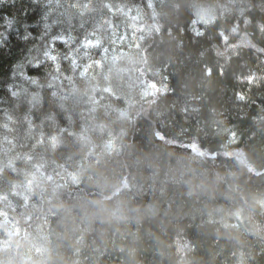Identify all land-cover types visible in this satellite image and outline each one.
Returning <instances> with one entry per match:
<instances>
[{
    "label": "trees",
    "instance_id": "obj_1",
    "mask_svg": "<svg viewBox=\"0 0 264 264\" xmlns=\"http://www.w3.org/2000/svg\"><path fill=\"white\" fill-rule=\"evenodd\" d=\"M0 264H264V0H0Z\"/></svg>",
    "mask_w": 264,
    "mask_h": 264
},
{
    "label": "rangeland",
    "instance_id": "obj_2",
    "mask_svg": "<svg viewBox=\"0 0 264 264\" xmlns=\"http://www.w3.org/2000/svg\"><path fill=\"white\" fill-rule=\"evenodd\" d=\"M194 150H195V151H197V148H196V147H194Z\"/></svg>",
    "mask_w": 264,
    "mask_h": 264
},
{
    "label": "water",
    "instance_id": "obj_3",
    "mask_svg": "<svg viewBox=\"0 0 264 264\" xmlns=\"http://www.w3.org/2000/svg\"><path fill=\"white\" fill-rule=\"evenodd\" d=\"M237 156H240V154H237Z\"/></svg>",
    "mask_w": 264,
    "mask_h": 264
}]
</instances>
